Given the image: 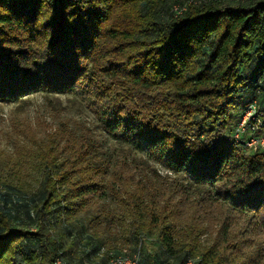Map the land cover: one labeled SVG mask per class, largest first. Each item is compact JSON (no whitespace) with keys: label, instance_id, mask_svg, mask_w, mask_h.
<instances>
[{"label":"trees","instance_id":"16d2710c","mask_svg":"<svg viewBox=\"0 0 264 264\" xmlns=\"http://www.w3.org/2000/svg\"><path fill=\"white\" fill-rule=\"evenodd\" d=\"M36 93H80L169 174L58 129L36 213L0 195V264L92 262L102 219L133 230L139 264H264V151L230 138L249 106L264 119V0H0V103Z\"/></svg>","mask_w":264,"mask_h":264},{"label":"rangeland","instance_id":"374dc122","mask_svg":"<svg viewBox=\"0 0 264 264\" xmlns=\"http://www.w3.org/2000/svg\"><path fill=\"white\" fill-rule=\"evenodd\" d=\"M176 7L177 5H174V8L171 6L173 12H178ZM24 100L19 105L0 103V195L8 193L21 204H30L33 213H36L37 210L33 199L40 188L41 181V161H43V158L40 157L41 149L47 145L49 138L58 129H66L72 133H86L98 141H105L106 152L113 159L121 158V155H125L130 162L145 159L160 174H169L161 164L149 156L147 151L125 145L120 137L114 138L104 134L80 93L69 95L36 93L25 97ZM1 200L2 197H0V202ZM103 204L104 202H102ZM105 204L113 207L109 202ZM90 209L94 210V208ZM82 215L80 214V216ZM18 219H22V214H19ZM71 221L74 222L75 218L67 220L68 223H72ZM61 223L62 219L58 222L54 220L52 231L55 235L62 232ZM101 223L110 228V231L103 230V227L102 230H95L103 237L100 248L103 249L104 254L95 256L92 262L83 258L84 264H101V259L109 263L110 253L128 258L136 255L135 251L138 250L139 245H135L130 236L133 230L126 233V227H119L115 223L114 226H108V222L104 219L101 220ZM22 225L24 224L16 219L13 220L14 227L20 228ZM91 234L93 233L90 232ZM202 239L205 241V238ZM63 242L66 251L74 255L78 254V248L74 242L69 241V238H64ZM85 246L88 247V243ZM140 254L143 264L145 257L144 254ZM190 264L199 263L193 261Z\"/></svg>","mask_w":264,"mask_h":264},{"label":"built area","instance_id":"2783aa9c","mask_svg":"<svg viewBox=\"0 0 264 264\" xmlns=\"http://www.w3.org/2000/svg\"><path fill=\"white\" fill-rule=\"evenodd\" d=\"M230 138L238 144H243L253 152L264 151V119L256 114L254 105L249 106L241 114L239 121L233 127ZM108 264H139L136 256L128 258L122 255H110ZM54 264H66L57 259Z\"/></svg>","mask_w":264,"mask_h":264},{"label":"crops","instance_id":"0c3cea01","mask_svg":"<svg viewBox=\"0 0 264 264\" xmlns=\"http://www.w3.org/2000/svg\"><path fill=\"white\" fill-rule=\"evenodd\" d=\"M69 241H71V239H69ZM72 242V241H71ZM81 264H84V262L83 261H81Z\"/></svg>","mask_w":264,"mask_h":264}]
</instances>
